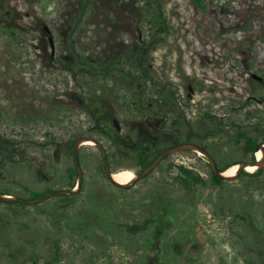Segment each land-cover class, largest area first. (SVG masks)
Masks as SVG:
<instances>
[{"label":"rangeland","instance_id":"rangeland-1","mask_svg":"<svg viewBox=\"0 0 264 264\" xmlns=\"http://www.w3.org/2000/svg\"><path fill=\"white\" fill-rule=\"evenodd\" d=\"M82 1L0 0V134L17 150L13 162L0 156V192L29 199L70 189L76 178L68 176L74 161L66 145L83 137L103 145L112 172L133 174L135 155L104 133L115 132L112 119L124 139L151 137L162 126L186 132L165 110L174 100L186 105L179 113L220 166L250 160L236 126L258 142L264 134V0H206L205 11L193 0H164L169 32L150 47L148 77L123 61L106 78L97 69L149 39L144 0H90L87 9ZM83 59L95 76L79 73L74 62ZM208 127L212 137L202 132ZM78 156L83 184L68 203L0 202V264H264V168L213 186L206 160L182 151L120 189L103 176L96 146L82 144ZM181 165L206 185L185 188Z\"/></svg>","mask_w":264,"mask_h":264},{"label":"trees","instance_id":"trees-1","mask_svg":"<svg viewBox=\"0 0 264 264\" xmlns=\"http://www.w3.org/2000/svg\"><path fill=\"white\" fill-rule=\"evenodd\" d=\"M163 1L164 0H144V15H143V20L145 22V25H147V29L149 32V39H143V40H138L136 46L134 47V49L132 50L131 53H129L128 56H120L118 59H109L107 61V63L102 66V68L97 69V73L99 75H101V77L106 78L107 76H111L113 71H115V69L117 68L116 66H119L124 62L129 61V63L134 67L137 68L138 70H140L141 72H145L146 77H148V73H147V67H146V56H148L149 52H150V47L154 45V43L156 42V37L158 35H162V34H168L169 32V27L167 25V21L164 17V12H163ZM82 8L83 9H87L88 6L91 4L90 0H83L82 1ZM193 3L195 5V7L201 11H205L206 9V0H193ZM82 15V14H81ZM80 16L78 18V20H80ZM77 25L75 23L72 24L71 29L68 31V35L71 36L75 29H76ZM74 63H76L75 66H81V69H79V73H82L83 75L87 76H95L94 72L90 73L92 70H89L88 66H87V61H85V59H83L82 61H75ZM75 66H73V63L66 66L65 69L73 72V70L76 68ZM86 68V69H85ZM75 74V73H74ZM261 101H264V97L261 98ZM96 102L92 103L95 104ZM139 111V109H137ZM93 115L95 114V111H92ZM161 114V113H160ZM161 116V115H159ZM204 120H206L207 122H214L215 121V117L211 116L209 114L204 115L203 117ZM189 123V125H188ZM162 124V123H161ZM187 132H188V127H189V138H193L196 137V135H198V133L194 132L192 133L191 131L196 128H192V124L190 122H187ZM164 126H162L161 128H163ZM161 128H156L155 131L156 133H154L151 137H145V138H137L135 139H126L125 141H123L121 143V135L118 132H113V133H108L105 132L104 135L106 136V138H108L112 144H116V141L119 142L121 145V150L123 152H127V154H134L135 155V166L139 168V171L137 173H140L141 171H143L164 149H166L167 147H169V145H177L178 142V138L174 139V136H172V138L169 136V133H165L163 131V129ZM236 128L238 129L237 134H236V141L240 142L243 141L244 142V152L245 154L249 155L250 160H254V148L256 146V144L258 143V140L254 139L253 137L248 136L245 132H243L242 130H240L239 126H236ZM202 132L207 136V137H212V135L214 134V131L211 130L209 127L208 128H204L202 130ZM145 140V142H141ZM264 140V134L260 136L259 141ZM75 141L72 140L70 142H68V144L66 145L67 150H69L70 154L73 157L72 151H73V145H74ZM60 146V145H58ZM202 147L206 150H208L207 147L203 146ZM15 141H13L10 138L4 137L3 135L0 134V156L4 157L7 161H11L13 162L14 160V155L17 153V150L15 149ZM209 151V150H208ZM117 153V151H116ZM213 155V154H212ZM168 158V156L166 157ZM165 158V159H166ZM215 160V159H214ZM74 161V160H73ZM216 165L218 167L219 172H223L224 170H226L227 168H231L233 167L234 164H239L241 163V161H233V162H229L224 164L223 166H220L219 162L217 160H215ZM170 167H172V165H170ZM102 171H103V176H105L104 174V167H103V163H102ZM129 170H132L131 168H127ZM177 173L181 178V182L182 185L187 188L188 190L193 189V187H196L198 185L200 186H205L206 185V180L203 179V177H201L200 175H198L197 173H195L194 171L184 167V166H177ZM228 170V169H227ZM226 170V171H227ZM225 171V172H226ZM38 176L40 178H44V175H42L40 172H37ZM263 174V170H256L252 173L243 171L242 175L239 177L243 178V177H251V178H256L259 177ZM68 176L69 178H76L77 179V171H76V167H75V163H74V167L72 169H70L68 171ZM209 181L213 186H221L222 184H225L227 182L217 178L212 170L209 167ZM83 184V182H82ZM75 184H71L70 189L74 188ZM50 190H46L44 192H31L29 199H38L48 193H50ZM1 194H5L3 192H0ZM58 198H60L61 200H63V202L68 203L69 201H71V199L73 198L72 196H68V195H60V196H56ZM9 205H13V204H17V205H21L19 203H7ZM146 224L149 223V221L145 222ZM146 225L144 224V226H136V225H132V226H127L126 229L128 232L130 233H136L138 231H142L144 229Z\"/></svg>","mask_w":264,"mask_h":264},{"label":"water","instance_id":"water-1","mask_svg":"<svg viewBox=\"0 0 264 264\" xmlns=\"http://www.w3.org/2000/svg\"><path fill=\"white\" fill-rule=\"evenodd\" d=\"M42 30L45 32L47 38H48V43H49V47L51 49V57L53 56V40H52V35L50 33V31L48 30L47 27H43ZM252 79L255 81L260 82V84L263 83L262 78L258 77L257 75H251ZM114 129L116 132H120V124L118 123V121L116 119L112 120ZM90 142L92 143L94 146H96L102 155V161H103V167H104V174L106 179L108 180V182L120 189H125L127 187H132L134 186L137 182L141 181L142 179L146 178L150 173H152L157 166L169 155L177 153V152H182V151H191L194 152L196 154L200 153V155L206 160L208 166L210 167V169L212 170L213 174L228 183H233L236 182L239 177L242 175L243 171H246V167L248 166H255L256 170H260L264 168V140L259 141L255 148H254V152H258L261 150L262 152V157L260 160H257L256 158L254 160H249V161H243L239 164H234L236 166H238V170L236 172L235 175L231 176V177H226L224 176V171L223 172H219L218 167L216 165V162L214 160V158L211 156V154L204 149L203 147L193 144V143H181L172 147H168L166 149H164L143 171H141L138 174H134L133 179L126 184H121L116 182L113 179V172L110 169L109 166V161H108V157H107V153L105 148L103 147V145L97 141L95 138L92 137H83V138H79L75 141L74 145H73V160L75 163V167H76V171H77V179H76V185L73 189H60V190H56V191H51L50 193L38 198V199H23V198H18L12 195H7V194H1L0 193V202L2 203H19V204H23V205H35V204H40L43 203L45 201L50 200L53 197L56 196H60V195H68V196H75L80 192L81 189V185L83 182V172L79 163V156H78V151L80 146L84 143V142ZM233 165V166H234ZM228 169V168H227ZM247 172V171H246Z\"/></svg>","mask_w":264,"mask_h":264},{"label":"flooded vegetation","instance_id":"flooded-vegetation-1","mask_svg":"<svg viewBox=\"0 0 264 264\" xmlns=\"http://www.w3.org/2000/svg\"><path fill=\"white\" fill-rule=\"evenodd\" d=\"M252 78V77H251ZM257 83H259L258 81H256ZM260 86L262 85V84H259ZM189 91H191V89H189ZM175 96L177 97V95L175 94ZM172 100H174V99H172ZM175 101V100H174ZM174 101H172V104L168 107V108H165V110H166V112L167 111H169V112H171V113H176V114H178V116L179 117H181V119H182V123H185L184 125L186 126V128H187V123H186V121L184 120V118H183V113L181 112V113H179L180 112V109L178 108V107H180L181 108V110L183 109V105H185V104H183L181 101H179L178 103H176V102H174ZM177 101H178V99H177ZM155 103H156V101H155ZM157 106V105H156ZM186 106V105H185ZM135 108H137V105L135 104ZM161 114H163V113H161ZM157 117V116H156ZM155 117V120L157 121V118H158V120H161V121H163L164 119L166 120V118H165V116L164 115H161V116H159V117H157L156 118ZM113 120V119H112ZM178 120V119H177ZM112 122V121H111ZM173 124H175V121H173L172 119H171V122H170V124H169V126H171V128H170V130L171 129H173ZM112 125H113V123H112ZM114 127V126H113ZM181 130H183V129H181ZM181 130H179V131H177V130H173V131H171L170 133H169V136L172 138V136H174V139H177L178 138V144H181V143H188V142H190V143H193V144H196V145H199V146H201L202 147V144H201V139H202V137L199 135V136H197V137H193V138H189V133L186 131V132H184V130H183V132H181ZM126 139H124V138H122L121 139V143L123 142V141H125ZM177 144V145H178ZM172 146H175V145H169V147H172ZM168 148V147H167ZM100 151V150H99ZM100 154H101V152H100ZM101 157H102V155H101ZM102 163H103V161H102ZM131 171H133L135 174H138L137 172L139 171V168H138V171H136V170H131ZM151 174V173H150ZM149 174V175H150ZM148 175V176H149ZM147 176V177H148ZM145 179V178H144ZM143 180V179H142Z\"/></svg>","mask_w":264,"mask_h":264},{"label":"bare ground","instance_id":"bare-ground-1","mask_svg":"<svg viewBox=\"0 0 264 264\" xmlns=\"http://www.w3.org/2000/svg\"><path fill=\"white\" fill-rule=\"evenodd\" d=\"M89 144H90V142H88V141L83 143V145H89ZM255 155H256V159L260 160L261 157H262L261 150L258 151V152H255ZM237 170H238V166L234 165L233 167L228 168V170L226 172L224 171L223 175L226 176V177H231V176L236 174ZM246 171L247 172L248 171H250V172L253 171L254 172V171H256V167L255 166H248V167H246ZM112 177H113V179L116 182L121 183V184H126V183H129L133 179L134 176L130 172H120V173H114L113 172V176Z\"/></svg>","mask_w":264,"mask_h":264}]
</instances>
